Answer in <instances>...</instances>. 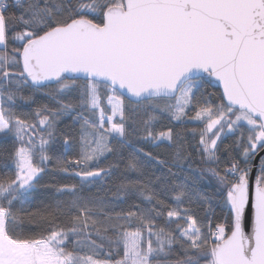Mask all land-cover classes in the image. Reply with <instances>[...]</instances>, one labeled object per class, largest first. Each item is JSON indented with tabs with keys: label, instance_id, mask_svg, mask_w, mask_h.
Masks as SVG:
<instances>
[{
	"label": "snow or ice",
	"instance_id": "6c2138e0",
	"mask_svg": "<svg viewBox=\"0 0 264 264\" xmlns=\"http://www.w3.org/2000/svg\"><path fill=\"white\" fill-rule=\"evenodd\" d=\"M217 82L212 104L200 92ZM46 89L58 107L42 104L35 121L22 119L16 109ZM140 110L141 142L176 144L172 127L155 125L197 122L206 163L218 164L222 138L239 133L243 166L231 160L195 174L189 166L182 182L157 177L155 187L125 178L113 195H137L148 206L109 211L105 199L82 194L119 170L99 167L101 158L111 154L140 176L166 166L130 139L136 120L127 112ZM64 116L80 126L76 159L68 137L61 155L49 154ZM0 135L15 141L0 160L14 165L13 176L0 177V264H264V156L255 175L252 165L264 153V0H0ZM176 157L183 159L182 146ZM53 161L63 173L81 169L70 173L79 186L59 184L66 200L24 213L38 215L44 231L18 232L24 210L15 205L28 203ZM206 174L216 182L211 195L192 187ZM193 203L208 204L212 216L211 203H220L227 215L201 221Z\"/></svg>",
	"mask_w": 264,
	"mask_h": 264
},
{
	"label": "trees",
	"instance_id": "16d2710c",
	"mask_svg": "<svg viewBox=\"0 0 264 264\" xmlns=\"http://www.w3.org/2000/svg\"><path fill=\"white\" fill-rule=\"evenodd\" d=\"M15 11V9H13ZM19 42L15 44H10L9 47H19ZM78 84L81 86L85 83L84 80H78ZM55 88V85L51 86ZM48 90L42 92L35 93V103H24L21 104L20 101H17L18 104H21L20 107L16 109L18 115L21 116L22 119H28L35 121V109L42 104H47L51 108L58 107L53 100H51L47 94ZM221 93V89L217 83L215 84H204L201 88L200 95L209 99L212 104H216L219 102V94ZM31 94V90L28 88L24 89V95ZM74 101L79 97L77 94H74L71 97ZM125 99L126 105H129V100ZM131 107V105H129ZM127 114L133 117L136 120L135 129L130 139L133 140V143H136L138 147L143 148L146 152H151L154 157H157L159 160H163L166 162V166H161L158 164H153L148 167L145 174L140 176L134 172H128L125 170V164L118 161L111 154H108L105 158H101L99 167H109L113 164H119V170H113L111 176L104 177L102 181L98 179V183L92 185L91 187H85L83 190V195L96 197L105 199L108 201L113 207L108 209L112 212H121L128 211L131 209L132 205H139L140 207H147L146 202L138 197L137 195L124 197L122 200L119 198V195H113L116 193L117 187L121 182L127 179H142L144 183H148L152 181L150 187H155L158 183L157 177H164L171 181V183H180L184 179L185 169L189 166L193 170V174H195L197 169H207L209 167L223 169L229 166V162L231 160H236L241 163L243 166L242 159V150H238L236 141L238 140L239 133L233 135L229 134L226 137L222 138V144L217 152L219 156L218 164H208L205 162V156L202 153L199 146V132L202 130L203 125L197 122H173L169 123L168 120H163L161 123H158L153 128V131H162L166 130L167 127H172L174 130V139H177L176 144H162L159 147L155 146L152 143L141 142L140 137L144 134L143 132V124L142 120L147 119V116L144 114L143 110L138 112L128 111ZM191 115V113H190ZM193 130H195V134H193ZM132 131V128L129 129ZM68 137L69 142L71 144V148L68 151V156L72 159H76L78 157L80 151V126L79 123H74L71 116L62 117L57 123V134L56 139L52 143L50 149V155L59 156L64 152V138ZM15 141L13 138L8 137L5 138L0 135V160L3 159L5 155V149H11L14 145ZM220 143V142H218ZM182 146L183 148V159L177 161L176 152L177 148ZM264 156V155H263ZM179 162L180 167H175L174 165ZM254 164V160L252 161V165ZM92 167H95L93 165ZM171 168V171L176 175L169 176L168 169ZM81 169L75 168L70 169L69 173L60 172L57 169L55 162H51L48 165V169L46 170V174L44 175L43 180L41 181L40 187L34 190V194L29 198V201L26 205H21L17 203L15 205V210H21L23 208V212H21V220L20 226L17 228L18 232H24L27 234H38L41 231H44L47 227L46 224H43L42 221L38 218V215L33 217L24 214L33 213V214H43L46 208L54 207L57 201L66 200L67 197L63 196L56 192V186L59 184L65 183H74L79 186V178L71 175V171H79ZM91 170V167L89 168ZM14 174V165L9 160L7 165L0 163V177L13 176ZM171 186V185H169ZM195 192H199L202 194L211 195L216 191V182L213 178L208 176L198 179L195 184L192 185ZM163 199V197H161ZM215 199V197H212ZM193 200L195 201V195L193 196ZM166 203L171 205V199L166 200ZM189 206V205H186ZM193 209L194 214L198 219L204 221L205 216L207 215L210 219H213L215 222H221L223 217L227 215V209L222 206L220 203H211V209L214 210V216L209 212L208 204H200L193 203L190 205ZM161 211L166 212L167 209H161ZM62 223L64 225H68L69 221L67 217L62 218ZM158 224L161 226H165L164 220H158ZM173 229L175 225L171 226ZM112 235V233H109ZM70 241H75L76 237H70ZM95 239V237H93ZM100 242V241H98ZM71 246V245H70ZM96 258L103 259L104 257L97 256ZM115 258H119L118 256H114ZM175 258V257H170Z\"/></svg>",
	"mask_w": 264,
	"mask_h": 264
},
{
	"label": "water",
	"instance_id": "95a60500",
	"mask_svg": "<svg viewBox=\"0 0 264 264\" xmlns=\"http://www.w3.org/2000/svg\"><path fill=\"white\" fill-rule=\"evenodd\" d=\"M81 80H83V79H81ZM217 84H218V86L220 87V89H221V91H222V85L219 84L218 82H217ZM125 98L129 100V98H128L127 95H125ZM263 155H264V153H261L259 156H257V157L254 159V164H253V175L256 174V168H257V166H258V163H259V160H260L261 156H263Z\"/></svg>",
	"mask_w": 264,
	"mask_h": 264
}]
</instances>
